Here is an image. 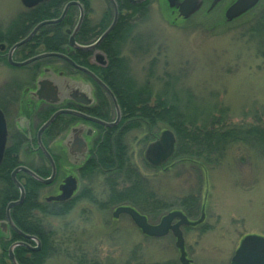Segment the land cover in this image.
I'll use <instances>...</instances> for the list:
<instances>
[{"label": "rangeland", "instance_id": "obj_1", "mask_svg": "<svg viewBox=\"0 0 264 264\" xmlns=\"http://www.w3.org/2000/svg\"><path fill=\"white\" fill-rule=\"evenodd\" d=\"M262 4L264 0L257 7ZM222 6L175 22L165 3L153 0L132 34L139 35L141 48L129 41L122 48L128 74L138 86L151 83L153 94L169 102L176 96L178 110L199 124L222 112L226 124L264 126L263 31L246 35L242 24L252 12L227 21ZM23 9L19 0H0V27L13 25ZM165 86L168 90L162 94ZM205 125L210 126L209 121ZM133 134L139 140L134 142L135 163L143 189L116 201L119 198L108 196L109 183L103 185L97 177L92 187L97 198L112 203L109 207L81 204L65 217L43 218L54 244L68 252L51 255L45 264H179L174 238L144 236L126 214L112 218L119 204L138 207L151 223L169 210L184 212L187 203H193L190 219L204 212L199 225L182 228L192 264H228L244 235L264 237V154L238 143L205 165L177 161L153 169L143 160L151 139L143 141L144 129ZM176 151L174 161L183 158ZM127 177L122 173L118 192L125 190Z\"/></svg>", "mask_w": 264, "mask_h": 264}, {"label": "flooded vegetation", "instance_id": "obj_2", "mask_svg": "<svg viewBox=\"0 0 264 264\" xmlns=\"http://www.w3.org/2000/svg\"><path fill=\"white\" fill-rule=\"evenodd\" d=\"M152 1L59 0L58 12L48 7L50 15L34 21L27 9L37 5L23 6L13 25L0 27V113L5 128L0 157V257L7 256L15 243L28 246H14V255L19 247L40 250L44 209L69 214L81 204L97 205L100 210L109 207L92 187L97 177L118 192L116 187L123 183L120 177L126 174L123 191L133 193L128 178L138 175L134 142L139 143L133 133L141 128L138 105L123 87L128 77L120 67L128 65L122 48L128 41L136 43L133 31ZM162 1L169 10L166 0ZM197 1L198 9L186 18L177 9L169 13L175 22L188 20L199 12L210 14L220 4L225 12L235 0ZM67 3L59 21L34 30L40 21L58 18ZM257 6L260 1L246 13L263 4ZM44 53L59 55L38 57ZM42 88L50 89L51 96ZM21 194L22 200L6 211L7 204ZM117 206L139 210L130 204L114 209Z\"/></svg>", "mask_w": 264, "mask_h": 264}, {"label": "trees", "instance_id": "obj_3", "mask_svg": "<svg viewBox=\"0 0 264 264\" xmlns=\"http://www.w3.org/2000/svg\"><path fill=\"white\" fill-rule=\"evenodd\" d=\"M58 2L59 0H48L47 2L37 5L34 8L27 9V11H29V19L32 17V21H34L36 18H46L50 15L48 7L53 8L52 13L58 12ZM250 14L252 16L248 18L244 24H242L244 29L247 31L245 34L250 37H254L256 35H260L263 31V36H260L261 42H259L260 45H262L264 41V5L262 8H257ZM139 40L140 38L138 35L136 42L141 48ZM261 53L264 54V51L262 50ZM120 69L122 70L123 75L128 77L124 78L126 81L123 85L124 89L131 93V96L138 105V126L141 129H144L145 132L143 141L154 138L161 129L169 128L176 136L177 156H183L182 159H186V161L198 160L204 165L207 164L209 160L211 161V157H222L229 146L238 143L248 145L257 150L259 153L264 154V126L226 124L223 120L224 117L221 114L222 112L217 117L210 116V118H204L199 124L198 119H195L194 116L185 115L182 111L180 112L178 110L180 104L176 96H174L172 101L169 102V100L159 93L154 95L152 86H150L151 83H145L142 86H138L132 80L128 74L127 64L122 65ZM167 90L168 88L165 86L162 94H166ZM208 121L210 126L206 127L205 123H208ZM215 124L216 127L214 126ZM160 125L161 127L163 125V128H158ZM128 180L129 182H132L131 188L133 193H136L137 190L141 191V189H143L136 174L133 175L132 180L129 178ZM111 193L112 194L109 197L119 198L116 201H123L129 198L128 194H131L132 192L127 194V191L114 192L112 189ZM187 204L188 205L184 208V211L188 215L189 209H191V205L193 203ZM43 213V217L45 219V217L52 215H54L52 217H65L68 214V211L62 210L58 211V213H52L51 210L44 209ZM47 213L51 215H46ZM52 234L53 231L43 228L40 235L42 246L39 251L30 252L22 247L17 248L15 250V258L18 263L45 264L46 259L51 255H66L68 252H62L60 250L61 246L59 247V244L57 243L54 244ZM0 264H10L7 263L5 254L0 257Z\"/></svg>", "mask_w": 264, "mask_h": 264}, {"label": "water", "instance_id": "obj_4", "mask_svg": "<svg viewBox=\"0 0 264 264\" xmlns=\"http://www.w3.org/2000/svg\"><path fill=\"white\" fill-rule=\"evenodd\" d=\"M43 1L46 0H20L21 4L26 8L33 7ZM166 1L168 3V6L171 9L172 8L177 9L179 15H181L183 18L188 17L199 7V1L197 0H182L180 2H178L177 0H166ZM216 1L217 0H213V3H215ZM258 1L259 0H235L225 10L224 13L225 19L230 21L240 16L241 14L245 13L250 8H252ZM68 6L69 3H67L64 6L61 15L58 18L40 21L34 27V30L44 24L54 23L59 21L64 16ZM79 24L80 21L78 25ZM113 24L114 22L110 25V27L104 32V34L100 38L106 35V33L111 29ZM70 43L74 45V41L72 40V38L70 39ZM79 47L82 49L86 48L84 46H79ZM46 55H59V54L44 53L42 55H39L38 57L46 56ZM80 69L84 71L86 70L84 68H80ZM86 71L89 72L88 70ZM98 82L102 85V87H104L107 90V92L113 98V95L110 92V90L102 82L100 81ZM42 89H44L45 94L47 93L46 95L49 96L51 94L50 89L48 88H42ZM4 135H5L4 121L0 113V157L3 150ZM175 142H176V137L173 131L170 129H163L153 141L149 142L146 145L143 154L144 160L147 162L148 165L152 167H161L173 155L175 151ZM22 197L23 196L21 194L18 200L9 202L7 204L6 211H8L9 207L19 203L22 200ZM119 214H127L130 217V219L133 221V223L136 225V227H138L141 230V232L146 235L152 237H162L168 234V232H170L172 236L175 238L174 246L177 248L179 252V257H178L179 262L181 264H191V260L186 257V252L184 248V237L181 228L182 226L195 225L201 222L203 219V213L200 215V217L197 220L190 221L187 219L186 215L182 213L180 210H172L164 214L160 218L159 222L155 225L149 224L146 221L144 215L139 214L136 210H134L130 206H118L112 213L113 217H117ZM174 219H176L175 222H173ZM20 244L22 243L13 244L8 250L7 256L12 264H18L14 257L12 248ZM22 245H26V244H22ZM30 249L36 250L38 249V246L35 248L31 247ZM230 264H264V237L256 234L245 235L240 241L238 248L235 250L234 255L231 258Z\"/></svg>", "mask_w": 264, "mask_h": 264}]
</instances>
